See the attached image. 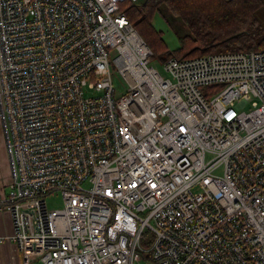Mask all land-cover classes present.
<instances>
[{
	"label": "built area",
	"instance_id": "obj_1",
	"mask_svg": "<svg viewBox=\"0 0 264 264\" xmlns=\"http://www.w3.org/2000/svg\"><path fill=\"white\" fill-rule=\"evenodd\" d=\"M121 1L0 0L23 263L264 264V46L162 74Z\"/></svg>",
	"mask_w": 264,
	"mask_h": 264
},
{
	"label": "trees",
	"instance_id": "obj_2",
	"mask_svg": "<svg viewBox=\"0 0 264 264\" xmlns=\"http://www.w3.org/2000/svg\"><path fill=\"white\" fill-rule=\"evenodd\" d=\"M123 2V3H122ZM165 5L186 24L183 55L257 50L264 46V0H122L121 9L153 49L162 32L153 17ZM261 14V17H260ZM155 55V53H154Z\"/></svg>",
	"mask_w": 264,
	"mask_h": 264
},
{
	"label": "rangeland",
	"instance_id": "obj_3",
	"mask_svg": "<svg viewBox=\"0 0 264 264\" xmlns=\"http://www.w3.org/2000/svg\"><path fill=\"white\" fill-rule=\"evenodd\" d=\"M123 3V2H122ZM264 10H260L262 13ZM261 17V14H260ZM264 23V17L261 19ZM153 26L162 32V40L159 43H156L157 51H155L154 58L159 61L156 63V66L159 68L162 74H167L165 71L162 62L164 61L163 55L168 52H177L183 55V41L182 36L186 35L187 27L183 22V19L179 16H176L169 10L165 5L161 7L159 11L153 17ZM114 85L116 87L115 94L116 96H121L126 92L128 88L127 83L120 78L118 75H114ZM88 95V92H86ZM251 102L247 103L242 107V109L249 110ZM1 123V122H0ZM1 131V124H0ZM2 133V131H1ZM3 137V135H2ZM212 155L207 154V158H210ZM217 173H222V167H219L216 170ZM0 182L3 183V180L0 179ZM4 184V183H3ZM48 205L50 207H59L63 205V197L60 192L49 196L47 198ZM139 264V263H136Z\"/></svg>",
	"mask_w": 264,
	"mask_h": 264
},
{
	"label": "crops",
	"instance_id": "obj_4",
	"mask_svg": "<svg viewBox=\"0 0 264 264\" xmlns=\"http://www.w3.org/2000/svg\"><path fill=\"white\" fill-rule=\"evenodd\" d=\"M0 264H24L18 244L14 240V223L11 212L1 203L10 191L9 182L12 179L9 154L6 147L2 121L0 119ZM3 135V137H2Z\"/></svg>",
	"mask_w": 264,
	"mask_h": 264
}]
</instances>
